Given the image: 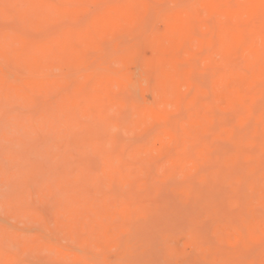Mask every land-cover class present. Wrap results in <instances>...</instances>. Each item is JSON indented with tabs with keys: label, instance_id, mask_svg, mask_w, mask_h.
<instances>
[{
	"label": "rangeland",
	"instance_id": "obj_1",
	"mask_svg": "<svg viewBox=\"0 0 264 264\" xmlns=\"http://www.w3.org/2000/svg\"><path fill=\"white\" fill-rule=\"evenodd\" d=\"M31 1L0 0V264H180L179 262H186L185 259L168 253L167 248L177 244L182 246L185 239H190L195 234L198 236L199 233L198 242L202 239L203 242L200 243L207 244L204 249L211 248L195 250L191 256L193 258H187L188 264H208L202 260L212 251L217 255L220 252L223 255V251L228 253L233 245L219 240L213 229L223 218L224 210L237 219L236 224L233 222L236 228L241 224L239 221L243 222L241 217L250 216L244 219L248 220V224L252 221L254 198H247V195L254 196L250 192V183L257 180V173H260L264 162L260 163L259 159L260 168L256 171L257 166L251 168L245 165L248 163L241 161H248L253 156L251 153L256 150L259 151L254 152V157L259 156L257 153L264 152V146H257L264 144V138L261 140L264 137V99H261L262 103L253 106L251 118L243 121L244 123L239 120L240 114L245 110L243 104H238L241 108L238 107L237 114L232 112L236 108H227L223 104V94L230 93L233 96L235 91L233 81L229 78H232V69L223 65L221 57L213 55L216 51L214 48L211 53L208 52L210 48L202 50L197 58L194 56L191 64L190 60H181V68L190 66L193 70L195 66V73H192L190 87L180 83V102L175 99L169 86L168 66L159 63L158 57L161 54L153 51L151 46H162L164 53H168L170 42L167 40L170 39L166 40L165 37H169L163 32L169 24L181 28L192 23L196 30L200 28L203 34L206 33L202 21L196 16L198 11L193 6L196 5L195 1L147 0L153 10L142 19V23L134 20V14L124 0H57L59 4L55 0H46L47 5L42 7L39 0ZM235 1H229L230 5L235 4ZM67 2H70V6ZM182 3L191 7L192 17L199 20L196 21L197 24L176 8ZM236 5L238 4L233 5V8H237ZM167 18L169 20L166 22ZM189 18L193 20L190 23L187 22ZM213 20L211 23H214ZM248 25L252 28L247 31L255 29V24L244 23L239 25L240 31ZM139 27L142 35L134 32ZM151 27L155 29L150 31ZM129 30L133 34L128 33ZM156 33L161 37L159 43ZM252 34L255 35V40L258 39L257 34L261 36L260 32ZM248 38L250 37L245 39ZM258 42L254 41L255 47L261 48ZM190 44L196 47L195 43ZM259 44L262 45L261 42ZM199 51L201 50L197 47L193 53L197 55ZM181 54L180 57L184 55L183 52ZM215 57L220 59V63L215 61ZM243 63L245 69L249 70L248 62ZM117 82L118 84H114ZM196 102L201 107L198 103L193 106ZM197 113L207 127L190 136L192 126L188 125ZM153 116H157L159 120L149 124L147 121ZM160 122L161 126L156 125ZM155 125L159 127L156 130L153 127ZM149 128H154L155 131L151 132ZM231 128L240 134L239 139L246 136V141L229 139L224 133L229 130L233 132ZM215 131L225 136L221 134L220 137ZM163 134H167V137H163ZM180 136H190L195 138L197 145H204L189 147L195 142L184 140L185 138L182 140ZM248 138H252V143ZM239 142L248 146L246 148L252 145L257 147L253 146L254 151L250 148L251 152L244 147V154H238L237 151L243 149L234 150L231 145L242 148ZM183 143L187 145L184 146ZM205 148L209 149L210 155L204 151ZM169 151L172 153L168 154ZM165 153L168 155L163 157ZM217 154L221 160L216 158ZM237 155L239 160H229ZM184 156L187 157L185 160ZM196 156L204 159L199 158L197 162ZM208 159L210 165L205 162ZM145 160L149 164L152 162L150 165L153 167L149 168V164L144 163ZM203 162L204 164L198 165ZM233 164L239 167L234 168L239 172L234 177L232 173L236 171L232 169ZM199 166L201 169L206 166L208 169L203 170H210L212 173H196ZM225 168L232 175L230 172L226 174ZM218 171L224 180H215ZM251 175L256 177L252 178ZM242 176H249L250 180L244 179L249 181L243 183L241 179L242 185L241 182L238 183L239 187L226 182L229 179L227 177H232L229 182H238ZM259 176L260 184L258 181L256 184L263 186L264 170ZM209 177H214V181L207 180ZM88 179L89 183L86 184ZM89 184L95 187L87 186ZM68 186L69 190L66 189ZM84 190L89 193L88 196L92 192V197L85 196ZM75 192L82 197L74 194ZM244 192L248 194H242ZM239 194L246 197H240ZM233 196H238L237 201H234ZM83 197L87 200L85 205L82 199L73 201ZM93 197L95 201L97 198L98 201L102 200L100 208L103 207L104 210L99 211L98 203L92 201ZM106 198L109 202L112 200L111 206H107L110 203H107ZM241 199L245 203H240ZM123 200L129 201V204L123 203ZM65 202L66 205L63 204ZM216 204L224 210H216ZM239 204L250 215L239 217L242 212L237 207ZM136 207L141 212H130L136 210ZM147 207L151 209L149 213L144 211L149 210ZM106 209L112 212L111 216L108 215V220H104L109 213ZM209 209L219 212L215 214L211 211V215L207 211ZM236 210L241 212L237 214ZM260 210L264 216V209ZM116 214L118 215L115 216ZM86 216L90 219L89 226L85 223L88 220ZM118 216L122 218L121 220L119 217L121 221L129 224L115 220ZM103 217V221L110 220V223L103 222ZM216 217L218 218L215 220ZM232 217L225 219L234 221ZM121 223L128 226L122 227L119 225ZM246 224L244 221L240 228L245 229ZM193 228L195 229L192 230ZM241 229L238 228L243 234L246 232L245 237H251L252 245L259 243L261 237H264L260 228ZM188 233L193 235L188 236ZM210 234L215 235V239ZM261 242L264 244V238ZM218 243L229 247L225 249V245H220L221 249ZM252 245L247 253L250 255L255 251V259L259 257L258 263L262 264L264 246L256 244V251L252 249ZM249 247L244 246L247 249ZM256 262L255 260V264H258Z\"/></svg>",
	"mask_w": 264,
	"mask_h": 264
},
{
	"label": "bare ground",
	"instance_id": "obj_2",
	"mask_svg": "<svg viewBox=\"0 0 264 264\" xmlns=\"http://www.w3.org/2000/svg\"><path fill=\"white\" fill-rule=\"evenodd\" d=\"M31 1V0H30ZM33 1V0H32ZM31 1V2H32ZM40 1V6L42 7V6H45V4L46 3H48L46 0H39ZM55 1H57V0H55ZM85 1V0H84ZM107 1H109V0H107ZM111 2H114L115 0H110ZM125 1V3H128V7H129V9H130V12H132V14H134V20L136 19L137 21H139V22H141L142 23V19L146 16V15H148V14H150L151 13V11L153 10V7H152V5L150 4V2H148L147 0H124ZM192 1V0H191ZM193 1H195V4L197 5H193V6H195L196 7V11H198V13H197V17H198V19H200L202 22V27L204 28H206V33H202V31H200V28H199V30H196L197 28L196 27H194L193 25L194 24H192V23H190V20L191 19H193L195 22H193V23H195V24H197V22L196 21H199V20H195L194 19V17H192L193 16V11L191 12V10L192 9H189V8H191V7H189L188 8V6L189 5H187V4H185V3H182L181 5H179V6H177L176 8L178 9V10H180L182 13H184L185 15H187V16H189V17H191V19L189 18L188 20H187V22L188 23H190V24H188V25H185V26H183V27H181V28H176V27H172V26H170V24H169V27L168 28H164V32H163V34L164 35H167L169 38H167V37H165L166 38V40L167 39H170L169 41L167 40V42H170V43H168V47H167V54H165L164 52V50H163V47L162 46H157V45H152L151 47H152V49H153V51H157V52H159L161 55L158 57V61H159V63L161 62V63H165L168 67V75L170 76V82H169V86L171 87L170 89L172 90V92H173V94H174V96H175V99H177V101H179L180 102V100H179V85H180V83L181 82H183V84L184 85H187V86H191L192 85V82L190 81V79H191V76L195 73L194 71H195V66H194V68H193V70H192V68L190 67V66H188L187 68H181L180 67V62H181V60L182 59H184V60H193L194 59V56H196V58H197V56L198 55H200L201 53H202V50L204 51V49H207L208 50V48H210V50H208V52H213V48L214 49H216V51L218 52V53H216V51L213 53V55L215 54L216 55V57H221V62L223 63V65H225L226 67H228V68H231L232 69V78L231 77H229L230 79H232V81H233V88H234V94H233V96H232V94H230V93H224L223 94V96H222V101H223V104L227 107V108H236L237 110H232V112H235L236 114L238 113V107H240V105H238L239 103H241V104H243L244 105V107H245V110H244V112H243V114L241 115L240 114V117H239V120L240 121H249V119L251 118V116H252V110H253V106H255L256 104H259V103H262V101H261V99H264V97H263V95H264V93H263V90H264V86H261V84L260 83H262V85H264V0H236L235 1V4L237 3L238 5H236L237 6V8H233L234 6L233 5H235V4H233V5H230V3H234V2H232V0H193ZM229 1H230V3H229ZM234 1V0H233ZM58 2V1H57ZM87 2V1H86ZM104 2V1H103ZM106 2V1H105ZM88 3V2H87ZM192 3H194V2H192ZM191 3V4H192ZM58 4H59V2H58ZM62 4V3H61ZM65 4V3H64ZM67 4L70 6V2L68 3L67 2ZM47 5V4H46ZM68 6V7H69ZM167 11H171V10H167ZM162 12H165V11H162ZM159 15H162V13L161 14H159ZM166 16H167V14H166ZM170 16V15H169ZM168 17V16H167ZM184 17H186V16H184ZM166 18V17H165ZM162 19V18H161ZM215 21H214V20ZM167 20H169L168 18L166 19V22H167ZM193 20H191V21H193ZM211 20H213V22L214 23H211ZM210 21V22H209ZM133 22V21H132ZM246 23V25L247 24H255L256 26L255 27H253V28H255V29H252V31H247L248 30V28H252L251 26H247V27H245L246 29H244V28H242V31H240V27H239V25L240 24H244V23ZM158 23H159V20H158ZM259 23V25H257V24ZM239 24V25H238ZM167 25V24H166ZM143 25H140V27H142ZM198 27H199V25H197ZM137 27V26H136ZM140 27H139V29L138 30H136V31H134V32H140V30H142V29H140ZM155 29V27H151V29H150V31L152 30V29ZM196 28V29H195ZM205 28H204V30H205ZM133 30H134V28H133ZM81 31V30H80ZM131 30H129L128 31V33H132L133 34V32L131 31ZM244 31H246V32H244ZM154 33H155V30L153 31ZM198 32L199 33H201V34H198ZM244 32V33H243ZM248 32H250V33H248ZM252 32L253 33H259L260 32V34H261V36L260 35H258L257 34V36L256 37H258V39H256L255 40V35H253L252 34ZM127 33V32H126ZM142 33L143 32H140V34L142 35ZM208 33V34H207ZM246 33V34H245ZM139 33H137V35H140ZM207 34V35H206ZM210 34V35H209ZM247 34H251V35H247ZM136 35V36H137ZM200 35H202V37H200ZM208 36V37H206V36ZM134 36V35H133ZM245 36V37H244ZM250 37V38H248V39H245V38H247V37ZM135 37V36H134ZM147 37V36H146ZM156 37H158V35H157V33H156ZM261 37H262V39H261ZM254 38V39H253ZM160 39H161V37H158V39L157 40H159L158 41V43L160 42ZM165 40V41H166ZM256 41V43H257V41H259V42H261V44L263 45V48H262V45H260L259 44V42H258V46H261V48H257V47H255V43H254V41ZM260 40H262V41H260ZM61 43H62V41H60ZM100 42V41H99ZM145 42H146V39H145ZM188 42H193V43H195V45H196V47H194V45L193 44H190L189 43V45H188ZM72 44V43H71ZM165 44H166V42H165ZM191 45H193V47H189L188 48V46H191ZM135 46H137V45H135ZM30 47V46H29ZM160 47H162V49L160 48ZM198 47V49L199 50H201V51H199L200 53H197V55H195V53H193V51H194V49L195 48H197ZM191 48H193L192 50H190ZM136 49V48H135ZM165 49V48H164ZM138 50H139V48H138ZM206 50V51H207ZM184 53V55L182 56V57H180L182 54L181 53ZM198 52V51H197ZM207 52V53H208ZM137 56H139V55H137ZM137 56H135V58H139V57H137ZM207 56V55H206ZM140 57H141V55H140ZM215 57V58H216ZM139 59H141V58H139ZM204 59V58H203ZM207 59V58H206ZM217 59V58H216ZM134 60V59H133ZM137 60V59H136ZM205 60V59H204ZM215 61H220V59L218 58L217 60H215ZM243 61H247L248 62V64H249V70L246 68L245 69V67L246 66H243V65H245L244 63H243ZM138 62H140V61H138ZM193 62H194V60H193ZM192 61L190 62V64L191 63H193ZM220 63V62H219ZM194 65H195V63H194ZM241 65V67H239ZM155 66V65H154ZM153 67V66H152ZM221 66H219V68H220ZM242 67H243V69H242ZM239 68V69H238ZM155 69H156V67H155ZM212 69H214V68H212ZM223 69V68H222ZM222 69H219V70H222ZM244 70V72L243 71H241V70ZM157 70V69H156ZM216 71H218V70H216ZM156 72V71H155ZM193 73V74H192ZM227 74V73H226ZM156 76V75H155ZM153 77V76H152ZM143 79V78H142ZM149 79H151V77L149 78ZM152 80V79H151ZM259 80H261L260 82H259ZM114 84H118V82L117 83H114ZM150 85V84H149ZM113 86H117V85H113ZM129 86V85H128ZM127 86V87H128ZM126 88V87H125ZM129 88V87H128ZM262 90H261V89ZM150 90V89H149ZM261 91H262V95H261ZM172 92H169V93H172ZM165 94V93H164ZM171 96H172V94H171ZM180 97H181V94H180ZM168 98V97H167ZM193 99V98H192ZM199 99V98H198ZM181 101L183 102V98L181 97ZM200 101V100H199ZM260 101V102H259ZM189 103H191V101L189 102ZM198 102H196L195 104L196 105H193V106H197L198 104H197ZM180 104H182V103H180ZM134 104H132V106H133ZM238 105V106H237ZM168 106H169V104H168ZM199 107H201V105L199 104ZM196 108V107H195ZM209 108H212V107H209ZM241 108V107H240ZM201 109V108H200ZM208 110V109H207ZM207 110H205V111H207ZM161 111V110H160ZM231 111V110H230ZM152 112V111H151ZM162 112V111H161ZM194 112H196V111H194ZM163 114H165L164 113V111L162 112ZM150 114V113H149ZM192 114H194V113H192ZM200 114H195L193 117H192V120H191V124L190 125H188L189 127H191L190 128V130H189V132H190V136H192V133L193 134H198V133H200V132H202V131H204L205 129H206V122L205 121H202V118L200 119L199 116ZM213 115H215V114H213ZM149 116V115H148ZM148 116H147V118H148ZM166 116V115H165ZM208 116H210V115H208ZM263 116V115H262ZM212 117V116H211ZM217 117V116H216ZM151 118V117H150ZM149 118V119H150ZM157 116H153L149 121H147L149 124L151 123V124H153V123H155V122H157ZM203 119H205L206 120V118H204L203 117ZM214 119V118H213ZM159 120V119H158ZM162 121V120H161ZM205 122V123H204ZM187 123V122H186ZM197 123V124H196ZM244 123V122H243ZM145 124H147V123H145ZM160 124H162V122H160V123H158V124H156V125H160ZM153 126V127H155V130H156V127L157 128H159L158 126ZM197 125V126H196ZM161 126V125H160ZM165 126V125H164ZM187 126V127H188ZM186 127V128H187ZM233 128H235V127H233ZM233 128H231V129H233ZM154 128H152V129H148L149 131H151L152 132V130H153ZM147 130V131H148ZM155 130H153V131H155ZM187 130V129H186ZM226 130H229V129H226ZM234 130H236V129H233V132H231L230 130V132L229 131H227V133H224L225 135L227 134V137L229 138V139H238L239 141L240 140H244L245 138H246V136L243 138V135H241L242 136V138L243 139H239L240 137H239V133H237V131H235L234 132ZM223 131L224 132H226L225 131V129H223ZM183 132V131H182ZM184 132H186V131H184ZM183 132V133H184ZM156 133V132H155ZM159 133H161V132H159ZM158 133V134H159ZM165 133V132H164ZM216 135H220V137H221V134H220V132H217V131H215L214 132ZM224 134H222V135H224ZM160 135V134H159ZM166 135V136H165ZM180 135V134H179ZM189 135V134H188ZM216 135H214V137L216 136ZM224 135V136H225ZM187 137V136H180V137H182L181 139L183 140V138H185L184 140H191V141H194L195 142V138H191V137ZM237 138H236V137ZM163 137H167V134H163ZM220 137H218V138H220ZM151 138V137H150ZM190 138V139H189ZM263 138L264 137H262V141H263ZM166 139V138H165ZM194 139V140H193ZM220 139H223V137L222 138H220ZM252 139V138H251ZM250 138H248V141H252ZM181 140V141H182ZM238 140H236V141H238ZM254 140V139H253ZM258 140V139H257ZM167 141V140H166ZM223 141H225V140H223ZM244 141H246V140H244ZM164 142V141H163ZM183 142V141H182ZM187 142V144H188V141H186ZM200 142H203V140L202 141H200ZM199 142V143H200ZM208 142V141H207ZM226 142V141H225ZM255 142V141H254ZM166 143V142H165ZM198 143V144H199ZM240 144H241V142H239ZM239 143H238V145H239ZM252 143V142H251ZM172 144V143H171ZM183 144H185L184 146H186L187 144L186 143H183ZM197 145V143L195 142L194 144H192V145H190V144H188V145H190L189 147H191V146H193L194 147V145ZM209 144H211V143H209ZM228 144H229V142H228ZM195 145V146H196ZM199 145H204V144H199ZM199 145H197V146H199ZM231 145V144H230ZM250 145V144H249ZM257 145V144H256ZM171 146V145H170ZM183 146V147H184ZM194 147V148H198V147ZM231 146H234L233 148H234V150H239V149H243L244 147L246 148V147H248V146H244V145H242L241 144V146H242V148L241 147H239V146H237V145H231ZM237 146V147H236ZM253 146L254 145H252V147H249V148H246V149H248L249 151H250V148H252L253 149ZM257 146H264V144H258ZM257 146H254V147H257ZM109 147H111V146H109ZM108 147V148H109ZM205 147V146H204ZM210 147H211V145H210ZM209 147V148H210ZM107 148V147H106ZM185 148V147H184ZM188 148V147H187ZM232 148V149H233ZM191 149V148H190ZM200 149H202V148H200ZM207 149V150H206ZM232 149H231V151H232ZM245 149V150H246ZM258 149V148H257ZM173 150V149H172ZM192 150V149H191ZM208 148H205V150L204 151H207L208 152ZM168 151V150H167ZM194 151V150H193ZM192 151V152H193ZM203 151V150H202ZM203 151V152H204ZM241 151V152H240ZM240 151H237V153L239 152V153H243V151H244V149L243 150H240ZM248 151V152H249ZM252 151V150H251ZM250 151V152H251ZM253 151H254V149H253ZM259 150H256V151H254V152H258ZM157 152V151H156ZM194 152H196V151H194ZM211 152H212V149H211ZM245 152V151H244ZM253 152V153H254ZM171 153H172V151H171ZM170 153V151L168 152V154H171ZM199 152L197 151V154H198ZM213 153V152H212ZM211 153V154H212ZM215 153V152H214ZM238 153V154H239ZM251 153L253 156H250V158H249V160L248 161H241L242 163H248V164H245L246 166L247 165H249V167H251V168H253V167H256L257 166V168L258 169H256L255 168V170L257 171V170H259V168H260V164H259V159H261V162L260 163H262V162H264L263 161V158H264V156H263V154H264V152L263 151H261V153H263L262 155H260L261 153H257V155H259V156H256V157H254L255 156V154L256 153ZM116 154V153H115ZM167 153H165V155H163V157H165L166 155H168ZM234 154H236V153H234ZM244 154V153H243ZM208 155H210V153L208 152ZM139 156V155H138ZM189 156V155H188ZM194 157H195V154L193 155ZM193 156H191V157H193ZM216 156V158H218V154L217 155H215ZM227 156H228V154H227ZM261 156V157H260ZM262 156H263V158H262ZM162 157V158H163ZM183 157V156H182ZM185 157V156H184ZM190 157V156H189ZM260 157V158H259ZM107 158V157H106ZM111 158V157H110ZM187 157H185V158H183L184 160L186 159ZM196 158H197V162H198V159L199 158H201V157H198V156H196ZM221 157L219 156V158L218 159H220ZM238 159L239 160V156L237 155V156H234V157H230L229 158V160L230 161H233L234 159ZM161 159V158H160ZM201 159H204V158H201ZM248 159V158H247ZM221 160V159H220ZM237 160V161H238ZM201 161V160H200ZM137 162H139V161H137ZM196 162V163H197ZM205 162H208V165H210L211 163H209V159L207 160V161H205ZM211 162V161H210ZM144 163H146V164H149L146 160H145V162ZM152 163V162H151ZM150 163V164H151ZM216 163V162H215ZM148 165L149 166V168L150 167H153L152 165ZM201 164H204V162L203 163H198V165H201ZM143 165V164H142ZM145 165V164H144ZM207 165V164H206ZM236 165H238V163H236ZM234 166V164H233V170L234 171H236V172H233L232 174H231V171H229L228 169H226L225 168V173L227 172H230V174L232 175V177H234V175H235V173H238V175H239V172H237V170H235V169H239V167L238 166ZM231 166V165H230ZM230 166H228L229 168H230ZM83 167V166H82ZM141 167V166H140ZM145 167V166H144ZM177 167V166H176ZM204 167V166H203ZM213 167V166H212ZM235 167H238V168H235ZM262 168L264 167V164H262V166H261ZM84 168V167H83ZM83 168H79V169H83ZM199 168V171H196V173H199V172H201V171H204L203 169H208L206 166H205V168H203V169H201L202 167H198ZM221 168V167H220ZM220 168L218 169V170H220ZM235 168V169H234ZM240 168H242V167H240ZM261 168V171H259L260 173L261 172H263V170H264V168L262 169ZM85 169V168H84ZM193 169H195V168H192V170ZM244 169L245 168H243L242 170H243V172H244ZM141 170H143V169H141ZM147 170V169H146ZM221 170H222V168H221ZM228 170V171H227ZM255 170H254V172H255ZM206 172L208 171V170H205ZM204 171V172H205ZM239 171V170H238ZM112 173V172H111ZM124 173V172H123ZM193 173V172H192ZM208 173H209V175H210V173H212V172H210V170L208 171ZM218 174L216 175V177H215V180L217 179H219L220 180V173H219V171L217 172ZM221 173H222V171H221ZM226 173V174H227ZM240 173H241V170H240ZM253 173V172H252ZM260 173H257L258 174V176L256 177V176H254V177H252V175H251V177L252 178H257V180H255L254 181V183H250V186H251V191L250 192H253L254 193V196L253 195H247L248 197L247 198H249V196H252L254 199H253V205H252V208H251V214H252V216H253V218H252V221L251 222H249L250 224H248V218L250 217V216H246L247 217V219L246 220H244L245 218H243V217H241V216H245V214H247V213H250V212H245V208H244V206L242 205V204H239L237 207H239V209L243 212H241L240 210H236V213L237 212H241V213H239V217H241L242 219H243V222L244 221H246V223L248 224H246L245 226L248 228V230H250V229H256V228H260L261 229V231H263L264 232V216H262V210H260V208H263L264 209V185L263 186H259L258 184H256V182L257 183H259L260 181H261V176H259L260 175ZM87 174V173H86ZM116 174V173H115ZM205 174V173H204ZM215 174V173H214ZM230 174H228V175H230ZM256 174V175H257ZM223 175V174H222ZM241 175H243L242 173H241ZM240 175V176H241ZM90 176V175H89ZM98 176V175H97ZM115 176V175H114ZM161 176V175H160ZM188 176V175H187ZM194 176V175H193ZM195 176H197V174H195ZM224 176V175H223ZM189 177V176H188ZM232 177H227V178H229V179H227L228 181H226V182H228V183H230L231 185H237L238 187L240 186V185H242V182H241V179H243L242 181H243V183L244 182H248L249 180H250V177L249 176H242L243 178H241L240 177V181L238 180V182H229V180H230V178H231V180H232ZM248 177V178H247ZM260 177V178H259ZM214 178V177H213ZM213 178H207V180L208 179H210V181H214V180H212ZM78 179H80V178H78ZM81 179H83V178H81ZM104 179V178H103ZM106 179V178H105ZM166 179H168V178H166ZM190 179V178H189ZM246 179H249L248 181H245ZM264 179V178H263ZM216 180V181H217ZM221 180H224V178H221ZM230 180V181H231ZM253 180V179H252ZM86 181V180H85ZM89 181V179L85 182L86 184H87V182ZM127 181V180H126ZM125 181V182H126ZM78 182V181H77ZM128 182V181H127ZM126 182V183H127ZM201 182H204V180L203 181H201ZM208 182V181H207ZM207 182H205V183H207ZM241 182V184L240 185H238V183H240ZM89 183V182H88ZM160 183H162V182H160ZM164 183V182H163ZM209 183V182H208ZM83 184V183H82ZM260 184V183H259ZM91 185H93V184H89V185H87V186H90L91 187ZM243 186L246 188V185H244L243 184ZM69 187L70 186H68V187H66V189H68L69 190ZM72 187H74V185L72 186ZM75 187H77L76 185H75ZM82 187V186H81ZM92 187H95L94 185L92 186ZM231 188H233V187H231ZM95 189V188H94ZM124 189V188H123ZM187 190V189H186ZM76 191V190H75ZM88 191V190H87ZM188 191V190H187ZM233 191V190H232ZM231 191V192H232ZM239 191H241V190H239ZM66 192V191H65ZM77 192V191H76ZM74 193V194H76V195H78L79 193ZM85 194V196H87L88 198L90 197H92V192L91 191H89V192H91V196L89 195L88 196V194L85 192V190L83 191ZM100 192V191H99ZM243 192V191H242ZM70 193H72V191L70 192ZM97 193V192H96ZM234 193V192H233ZM237 193V192H236ZM238 193H240V192H238ZM248 194L247 192H244V193H242V194ZM66 194V193H65ZM87 194V195H86ZM190 194H192V192L190 193ZM70 195V194H69ZM101 195H103V194H101ZM119 195V194H118ZM189 195V194H188ZM231 195V194H230ZM230 195H227V196H230ZM79 196H81L80 194H79ZM84 196V197H85ZM120 196V195H119ZM118 196V197H119ZM189 196H191V195H189ZM188 196V197H189ZM223 196H225V194L223 195ZM235 196V195H234ZM233 196V198H235L234 199V201H237L236 200V198L238 197H234ZM239 196L241 197H246V195H241V194H239ZM82 197V196H81ZM83 197V198H84ZM86 197V198H87ZM96 197V196H95ZM97 197H98V195H97ZM232 197V196H231ZM239 197V198H240ZM77 198H78V196H77ZM77 198H75V200H73V201H78V200H80V199H82V200H84V205L85 204H87V203H85V201H87V200H85V198L83 199V198H79V199H77ZM102 198V197H101ZM108 199H109V197H107ZM106 198V200H108ZM122 197L120 196V199H121ZM228 200H229V197H226ZM232 198V199H233ZM238 198V199H239ZM93 199H94V197H93ZM104 199V198H103ZM223 199H225V198H223ZM105 200V201H106ZM94 203H98V207H99V211L101 210V209H103V207L102 208H100L101 206H100V204H101V202H102V200L101 201H98V198H97V201H95V199L94 200H92ZM121 201V200H120ZM125 200H123L122 202L123 203H127V205L129 204V201L128 202H124ZM214 201V200H213ZM222 201H225V200H222ZM227 201V200H226ZM241 201H243L242 199L240 200V203H241ZM245 201V200H244ZM242 202V203H245V202ZM83 202V201H82ZM114 202V201H113ZM68 203H69V201H68ZM107 203H110V205H107V206H111V203H112V200L110 199V202H109V200L107 201ZM117 203L118 204H120L118 201H117ZM116 203V204H117ZM223 203V202H222ZM238 203H239V200H238ZM63 204H65L66 205V202L65 203H63ZM115 204V205H116ZM208 204H211L212 205V203H208ZM208 204H205V205H208ZM248 204V203H247ZM62 205V204H61ZM240 205H242L241 206V208H240ZM64 206V205H63ZM89 206V205H88ZM121 206H122V204H121ZM214 206V205H213ZM217 206V208H215L216 210H218L220 207L216 204L215 205V207ZM248 206V205H247ZM59 207H61V206H59ZM91 207H93V206H91ZM117 207H119V206H117ZM128 207H131L130 205L128 206ZM206 207V206H205ZM71 208V207H70ZM88 208V207H87ZM93 208H96V207H93ZM105 208V207H104ZM113 208V207H112ZM126 208H127V206H126ZM134 208V207H133ZM137 209L136 210H131L130 212H132V211H135L136 213H139V212H141V210H138V209H140V208H138V207H136ZM149 210H144V211H148L147 213H149L150 212V208L149 207H147ZM234 208V207H233ZM236 208V207H235ZM244 208V209H243ZM247 208H249V207H246V209ZM128 209V208H127ZM131 209V208H130ZM143 209V208H142ZM208 209V208H207ZM227 209V208H226ZM104 210V209H103ZM108 210H110V209H106L105 211L106 212H109V213H107L106 214V219H104V217L101 219L102 221H103V219L104 220H108L109 218H108V215L109 216H111L112 215V212L111 211H108ZM124 210H125V208H124ZM220 210H224L223 208L221 209H219V211ZM98 211V212H99ZM138 211V212H137ZM202 211V210H201ZM207 211H212V212H215V214H217V212H219V211H215V210H212V209H209V210H207ZM227 211V210H226ZM228 211H230V210H228ZM261 211V212H260ZM82 212H84V213H86V211H82ZM103 212V211H102ZM110 212H111V215H110ZM129 212V213H130ZM212 212H211V215H212ZM231 212L232 213H234V211L231 209ZM88 213H91V212H89L88 211ZM93 213V212H92ZM132 213H134V212H132ZM135 213V214H136ZM204 213V212H203ZM264 213V212H263ZM135 214H133V216L135 215ZM144 214V213H143ZM220 215H221V213H219ZM218 214V215H219ZM223 215H222V219L217 223V225H216V227H215V229H213V230H215V232L217 233V235L219 236V240H222L224 243H226V244H229V245H233V249L231 248V250L227 253V252H225V251H223V255H220V254H222L221 252H220V254L219 255H217L215 252H210V254L209 253H207V252H205V253H207L206 255H207V258L205 259V260H202V261H205V263H208V264H255V260L257 261L256 263H258V259H259V257H257V259H255L256 257L254 256L255 254L253 253V252H255V251H253V252H251L250 253V255L247 253V251L248 250H251L250 248L251 247H249V246H251L253 243H252V239H251V237H249V236H246L245 237V233L246 232H244V234L240 231V230H238V228L239 229H241L240 227H241V225L243 224V222H241V221H239L241 224H238V225H240L238 228H236L234 225H233V222H235V224L237 223V219L236 218H234V217H232V216H229V215H231V214H229V212H228V214L227 213H225V210H224V213H222ZM224 214L226 215V217H232L231 219H233L234 218V221H230V220H226L225 218H224ZM238 214V213H237ZM237 214H234V215H237ZM241 214V215H240ZM97 215V214H96ZM118 214H116L115 216H117ZM211 215H209V216H211ZM219 215V216H220ZM233 215V216H234ZM247 215H250V214H247ZM90 216V215H89ZM89 216H86L87 218L86 219H88L87 220V222H85V223H87L88 224V226H89ZM92 216V215H91ZM99 216V215H98ZM132 216V215H131ZM262 216V217H261ZM100 217V216H99ZM119 217L120 216H118V217H116V219L115 220H117L118 219V221L121 219L122 220V218L120 217V219H119ZM235 217H237V216H235ZM132 218V217H131ZM131 218H129L130 220H131ZM218 217H216L215 218V220L217 219ZM262 218V219H261ZM99 219V220H100ZM129 219H125V220H128L129 221ZM113 220V219H112ZM120 220V221H121ZM214 220V221H215ZM238 220H239V218H238ZM76 221V220H75ZM110 221V220H109ZM109 221H103V222H107L106 224H108V222ZM114 221V220H113ZM92 222H93V220H92ZM121 222H124V221H121ZM78 223V222H77ZM110 223V222H109ZM113 223V222H112ZM114 223H116L115 221H114ZM118 223H120V222H118ZM124 223H126V224H129V222H124ZM123 225L122 223L121 224H119V225H121L122 227L123 226H128V225ZM73 225V224H72ZM77 225V227H78V224H76ZM118 225V224H117ZM95 227H97L96 225H95ZM114 228L113 229H115V226H113ZM118 227V226H117ZM246 227H245V229L242 227V229L241 230H246ZM73 228H74V226H73ZM78 229V228H77ZM195 228H193L192 230H194ZM252 229V230H253ZM251 230V231H252ZM91 231V230H90ZM209 232L211 231V230H208ZM94 232V231H93ZM115 232H117V231H115ZM115 232H112V233H115ZM184 232V231H183ZM192 232V231H191ZM107 233H109V232H107ZM112 233H109V234H112ZM195 233V232H194ZM197 233H199V232H197ZM91 234V233H90ZM120 234V233H119ZM206 234H208L207 232H206ZM254 233H252V235H253ZM95 235H96V233H95ZM188 236H190V235H193V233H188L187 234ZM209 235V234H208ZM211 235V234H210ZM105 236V235H104ZM110 236V235H109ZM111 236H113V235H111ZM198 236H200V233H199V235ZM198 236H196V234H195V236L194 237H192V238H190V239H185L184 241H183V245L181 246V245H179V244H177L176 246H172V247H169V248H167V251H168V253H170V254H174V255H178L177 257H179V258H182V260L183 259H185L184 261H186V262H183V263H181V262H179L180 264H188L187 262V258H189V257H191V256H193V252H195V250H198L199 248H201V249H203V250H206L207 248L208 249H210L211 247H207L206 249H204L206 246H207V244H205V245H202V243H200V242H203V241H201L200 240V242H198ZM211 236H213V239H215L214 237H215V235H211ZM114 237V236H113ZM203 237V236H202ZM208 238V237H207ZM263 238L264 237H261V239L263 240ZM17 239V238H16ZM94 239V238H93ZM261 239H260V242H261ZM204 240H206V239H204ZM206 241H208V240H206ZM222 241H220V242H222ZM213 242V241H212ZM254 243V245H252V249L253 250H256V249H254L255 247V245L256 244H258V245H261L262 246V244H263V242H261V243ZM89 243V242H88ZM201 245H200V244ZM215 244H217V241H215ZM219 245V247L221 248V246L220 245H225V246H223V248L225 247V249H227V247H229V246H227L226 244H220V243H218ZM241 245H243V246H241ZM257 245V246H258ZM209 246H213V245H209ZM244 246H246V247H249L248 249L247 248H244ZM263 246H264V244H263ZM262 246V247H263ZM99 247H101V246H98V248ZM243 247V249H245L246 250V252H243V249L241 250V248ZM197 248V249H196ZM212 248H214V247H212ZM230 248H228V249H230ZM258 248V247H257ZM99 249H101V248H99ZM222 249V248H221ZM225 249H223V250H225ZM202 250V251H203ZM244 250V251H245ZM263 250H264V248H263ZM227 251V250H226ZM256 251H258V249L256 250ZM259 251H261V250H259ZM225 252V253H224ZM198 253H199V251H198ZM262 253V252H261ZM166 254V253H165ZM208 254H209V257H208ZM226 254V255H225ZM254 254V255H253ZM258 254H260V253H258ZM260 255H262V254H260ZM258 256V255H257ZM197 257H198V255H197ZM202 257V256H201ZM205 257V256H204ZM204 257H202V258H204ZM193 257H191V259H192ZM191 259H189V260H191ZM2 261V260H1ZM195 262H198V260H194ZM190 263V262H189ZM259 264V263H258ZM262 264H264V257H263V261H262Z\"/></svg>",
	"mask_w": 264,
	"mask_h": 264
}]
</instances>
